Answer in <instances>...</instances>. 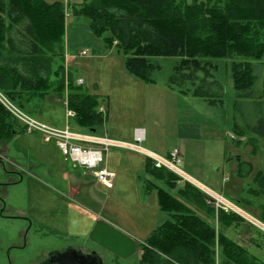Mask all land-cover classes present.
Here are the masks:
<instances>
[{
  "label": "trees",
  "instance_id": "trees-1",
  "mask_svg": "<svg viewBox=\"0 0 264 264\" xmlns=\"http://www.w3.org/2000/svg\"><path fill=\"white\" fill-rule=\"evenodd\" d=\"M81 1L73 5L72 15L89 20L93 32L110 48L117 41L115 48L125 56V67L130 74L150 81L153 73L161 69L152 62L153 58H179L169 77L170 86L182 93L192 92L210 105H224L225 89L214 77L218 65L209 59H234L233 86L240 91L250 90L253 85L251 61L264 58V0ZM64 10L63 3L50 5L45 0H0V92L8 100L18 103L29 95L32 101L46 103L48 96L54 94L60 98L62 95L63 70L56 85L51 78L52 64L58 56L54 50H59V56L65 58ZM68 83L74 91L69 96L68 107L76 113L72 119L76 129L97 132L104 124L98 98L76 86L72 74ZM235 103L237 108L244 105L253 113L252 117L246 115L241 119L242 128L264 138V92L249 91L239 95ZM19 107L28 116L35 117V111ZM17 123L21 124L0 102V140L11 141L17 135L14 129ZM244 164L240 161L238 174L243 175ZM148 170L159 179H164L167 173L155 169L151 163ZM254 181L260 190L255 188L250 192L264 194V171L258 172ZM161 190L160 195L164 197L159 196L160 205L171 219L150 239H159L157 243L152 241V245L169 256L171 264H215L216 247L221 250L224 264H264L229 233L243 228L245 218L218 210L216 227L170 195L169 190ZM187 190H193L194 195ZM242 192L247 194L244 189ZM180 197L206 207L214 218L205 194L187 185ZM246 201L243 198L235 203L241 208L239 204ZM258 221L264 223V214ZM251 229L257 236H264L262 230L254 226ZM149 254L151 264H160L155 253Z\"/></svg>",
  "mask_w": 264,
  "mask_h": 264
},
{
  "label": "crops",
  "instance_id": "crops-1",
  "mask_svg": "<svg viewBox=\"0 0 264 264\" xmlns=\"http://www.w3.org/2000/svg\"><path fill=\"white\" fill-rule=\"evenodd\" d=\"M45 2L50 5L63 3L65 26L71 25L76 33L84 29L88 35L90 33V37H98L89 20L83 18L82 21L89 23V26L83 28L82 22H74L77 17H68L72 15L73 7L70 0ZM65 33L64 59L69 63L68 69L76 72V86L96 96L100 102L99 111L100 108L104 111V124L96 132L97 135L134 142L136 133L142 131V145L159 155L167 156L172 150L179 149L181 160L183 158V164L187 167L185 172L193 179V176L198 175L203 180H208L211 171L203 172L201 167L192 165L193 158L208 160L216 155L221 162L228 161V151L220 142L216 143L215 148L212 143L204 144L203 124H206L207 118L198 115L197 105L203 109L205 106L198 100L197 104L194 100L197 97L192 92L182 93L170 86L169 78L167 83L160 85L155 83L153 76L150 81L140 80L128 72L125 56L115 48L116 45L110 48L105 41L100 46V42L97 45L91 40L81 43L71 40L70 43L67 29ZM80 80L82 83H79ZM152 97L162 98L163 106L157 113L155 107L151 106ZM46 103L52 106L51 109L59 106ZM62 105L66 116V100ZM42 116L48 124L52 122V126H66L61 125L53 114L46 112ZM150 121L157 123L155 128L150 126ZM218 125L220 126L219 122ZM218 125L215 127H219ZM204 145L209 146V154ZM61 158L64 160L63 156ZM105 158V166L114 173L112 188H105L91 172H85L64 160L69 166L62 170V177H58L57 172L44 171L46 194L44 200L37 199L43 208L34 210V218L47 215L52 221V227L58 222L61 228H67L66 234L78 243H71L70 247L86 254H97L102 258L103 264H106L107 255L120 259L135 256L139 258L140 244L150 239L158 228L171 219L170 214L162 209L157 193L158 189L169 190V187L164 179L156 178L150 173L148 164L151 162L147 158L139 153L121 150H111ZM212 173L216 178L218 173ZM197 178L194 180H200ZM199 184L204 186V183ZM215 224L218 227V222ZM243 227H247L248 232L239 235L236 241L241 245L247 242L248 246L244 247L250 249L257 235L246 224ZM231 231L238 232V229Z\"/></svg>",
  "mask_w": 264,
  "mask_h": 264
},
{
  "label": "rangeland",
  "instance_id": "rangeland-1",
  "mask_svg": "<svg viewBox=\"0 0 264 264\" xmlns=\"http://www.w3.org/2000/svg\"><path fill=\"white\" fill-rule=\"evenodd\" d=\"M188 1L192 2V0ZM70 2L72 5H78L82 1L70 0ZM68 17L75 18L72 17V15ZM82 20L83 18L78 20L76 18L74 19V22H82L83 28L84 26H89L88 21L86 22L84 20V22ZM66 29L70 43H78V41L79 43L85 41L88 42L90 40L92 42L95 41L97 45L100 42V46L104 43V40L101 37H94L93 35L90 37V33L88 35V32L84 29L81 32L79 30L78 33L75 32L71 25H69V27L65 26V31ZM54 52L58 56L54 58L52 64L53 76L51 82L52 84L56 82L54 83V85H56L59 78H61L63 70L62 74L65 80L64 91L60 98L58 95L54 94L48 96L49 100L47 99L46 102H51L50 105L53 106L56 104L59 106L51 109L52 106H49L47 103L36 101V99L33 101L30 100L29 95H25L18 103L9 101L12 103L16 111L19 110L26 114L19 105H22L23 108H26L27 110L31 109L35 111L36 115L33 118L38 121L46 122L47 120L43 119L42 115H46L47 112L48 114H53L56 119L59 120L61 125L69 123L71 127H74L73 120H68L66 118L62 104L64 103V100H66L68 104L69 96L73 91L68 83V78L72 74V80L74 83L76 72L70 71V68L68 69L69 63L63 57L59 56V54H61L59 50L56 49ZM209 60L218 65L214 77L224 86V105H210L208 102L199 98L194 100H196L197 104L198 101H200L205 106V109H203L197 105L198 115H201V118H207L206 124H203V132L205 134V141H203L204 144L211 145L212 143V146L215 148L216 143L220 142L221 146L228 151V161L221 162L216 155L208 160H199L198 158L192 159V165L201 167L203 172L211 170L208 175V180H203L198 175L193 176L195 178L198 177L197 179L200 180L197 181L202 184L204 183V186L195 181V178L194 180L190 175L186 174L185 170L187 167L183 164V158L182 163L180 164V170L182 173H180L179 176H176L171 172L163 170L167 172L164 173L166 175L164 180L169 188L172 187L169 189L170 195L183 201L193 209L197 215L201 216L208 222H211V224L217 222L219 211L214 207L213 203L208 200L207 204L213 208L214 218H212L206 207H199L192 202H187L185 198L182 199L180 194L186 191L187 185L198 190L202 194H205V190L207 189L206 186H208L215 193L224 195L226 198L236 203L244 198L247 200L246 202L238 203L243 210L241 214H244L249 220L251 219L248 218L246 214L251 217L254 216L255 219H260L261 215L264 214V194L263 192H258L260 188L254 179L258 172L264 171V138L242 128L243 123L241 119L246 115L252 117L253 113L244 105L237 108L235 102L239 95L243 96L249 93V91L255 92L260 90L264 92V58L257 61H251L254 70L253 85L250 90L244 89L240 91H236L233 86L232 65L234 59ZM178 61L179 58L152 59L153 63L161 66V69L155 71L152 75L155 83L157 82V85H160V83H167L169 75L172 73V70ZM199 75L202 77L204 76L203 73H200ZM188 87H191V85L188 84ZM151 106L155 107V112L157 113L163 106L162 98L152 97ZM13 116L17 118L16 115L13 114ZM47 122L46 124H48ZM218 122L220 123V126L218 125ZM50 123L52 122H49V124ZM21 124L17 123L16 126H14L17 135L13 137L11 141L5 140L4 138L3 140H0V264H7V256L5 257V253L7 251L9 252V250L11 252L10 257L13 264H37L38 261L53 256L55 254L54 252L60 251L61 249L65 250L66 247H70L69 244L71 243L72 245L78 244L77 240L73 241V239L69 237V234H66L67 228H61L58 222H56V226L52 227V221L47 215L45 216L42 214V216L37 218L38 220L34 218V210L41 207L43 208V206H41L42 204L39 203L37 199L40 198L41 200H44L46 194V187L44 186L46 183L44 171L51 170L57 172L58 177H62V170L67 169L69 165L64 162L65 159L62 160L60 151L52 142H45L43 137L38 133L29 134L24 132ZM155 124L157 125L156 122ZM155 124L153 121H150V126L152 128H155ZM214 124L219 127L216 128ZM236 124L237 126H235ZM208 145H204L203 147H205V151L209 154L210 148ZM229 157L231 160H229ZM238 161L245 163L243 166V175L238 174L240 171ZM206 164H209L211 167H208ZM212 171L218 173L216 178ZM169 173L172 175H169ZM172 177L175 178V180ZM222 179L224 180L222 181ZM201 180L204 182H200ZM174 184L176 185L174 186ZM255 188L258 191L250 192V190H254ZM242 189L247 191V194L242 192ZM161 191V189L157 190L158 197L161 196ZM188 192L190 195H194L193 190H187V193ZM249 220L245 223L247 226L252 224L254 227L264 232L263 222L262 224L258 220ZM252 231L254 232L255 230ZM245 232H248L247 227L239 229L238 232L230 231L229 233L231 237L236 240L239 235H242ZM255 240V244H253L248 250L253 256L257 257L264 263V236H256ZM152 241L157 243L159 239H149L140 244L141 255L139 258L135 256L129 259H120L114 255H107L105 256V263L151 264L152 261L149 259V252H153L157 255L160 264H171L170 257L156 249L152 245ZM14 244L19 248H10ZM242 245H245L246 247L248 246L247 242ZM220 253V248L218 249V247H216L215 264H224L223 260L220 258Z\"/></svg>",
  "mask_w": 264,
  "mask_h": 264
},
{
  "label": "built area",
  "instance_id": "built-area-1",
  "mask_svg": "<svg viewBox=\"0 0 264 264\" xmlns=\"http://www.w3.org/2000/svg\"><path fill=\"white\" fill-rule=\"evenodd\" d=\"M116 44L117 41H114V45ZM79 83H82V80ZM0 102L17 116L29 134L38 133L42 135L45 142H54L66 161L77 168L83 169L85 172H91L97 182L105 188L110 189L114 185V173L105 166L106 154L111 150L139 153L147 158L155 169L165 170L176 176L182 173L180 170V164L182 163L180 150L174 149L167 156L159 155L142 145L144 142L142 131L136 133L134 142L121 141L107 135H97L96 132L73 128L69 123L60 128L38 121L19 110L16 111L12 103L1 92ZM100 112L104 113L103 108H100ZM75 116L76 113L73 110L66 109V118L68 120L73 119ZM205 195L217 210L225 213H236L246 218L244 214H241L243 210L224 195H219L210 188L205 190ZM246 215L251 219L246 218L247 220L257 221L250 215Z\"/></svg>",
  "mask_w": 264,
  "mask_h": 264
},
{
  "label": "water",
  "instance_id": "water-1",
  "mask_svg": "<svg viewBox=\"0 0 264 264\" xmlns=\"http://www.w3.org/2000/svg\"><path fill=\"white\" fill-rule=\"evenodd\" d=\"M54 253L61 256L64 264H103L102 258L97 254H86L72 247Z\"/></svg>",
  "mask_w": 264,
  "mask_h": 264
},
{
  "label": "flooded vegetation",
  "instance_id": "flooded-vegetation-1",
  "mask_svg": "<svg viewBox=\"0 0 264 264\" xmlns=\"http://www.w3.org/2000/svg\"><path fill=\"white\" fill-rule=\"evenodd\" d=\"M10 248H19L18 246H16V244L12 245ZM62 250V249H61ZM60 250V251H61ZM10 250L9 252L7 251L5 253V257L7 256V264H13L12 263V260H11V257H10ZM37 264H64L63 261H62V258L60 255H53V256H50L49 258H44L43 260L41 261H38Z\"/></svg>",
  "mask_w": 264,
  "mask_h": 264
}]
</instances>
